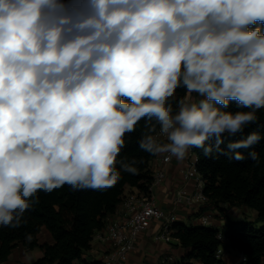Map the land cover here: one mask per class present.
<instances>
[{
    "label": "clouds",
    "instance_id": "obj_1",
    "mask_svg": "<svg viewBox=\"0 0 264 264\" xmlns=\"http://www.w3.org/2000/svg\"><path fill=\"white\" fill-rule=\"evenodd\" d=\"M261 109L264 0H0V226L39 192L135 174L117 158L141 120V150L184 160L223 154ZM260 139L229 142L231 159Z\"/></svg>",
    "mask_w": 264,
    "mask_h": 264
},
{
    "label": "trees",
    "instance_id": "obj_2",
    "mask_svg": "<svg viewBox=\"0 0 264 264\" xmlns=\"http://www.w3.org/2000/svg\"><path fill=\"white\" fill-rule=\"evenodd\" d=\"M185 95V89H177V98ZM226 111L236 112L240 109L233 101ZM258 119L234 136L225 134L221 147L224 153L213 152L205 156L202 149L191 148L198 157L196 167L202 175L205 185L204 193L209 198V205L226 214L229 207L246 206L257 211V218L251 220H231L220 230L217 227L203 225H186L177 222L173 237L187 250L180 260L173 264H220L217 258L221 246L237 248L245 254L243 264H262L264 256V109L257 112ZM151 123H155L152 121ZM146 121L141 120L136 131L125 135V147L118 156V161L135 160V174L123 171L119 163L117 169L121 179L113 186L94 190H73L70 186L54 190L51 193L39 192V202L24 214L26 223L19 227L0 226V262L6 261L12 251L20 244L29 249L40 248L43 256L30 264H100L90 262L85 253L91 248L96 231L102 230L110 215L114 214L122 202L127 186L137 187L148 194L153 181L150 163L156 155L139 148V141L146 131ZM159 127L157 125V133ZM256 132L260 141L249 149H239L244 159H231L227 144L241 140L248 134ZM208 143L214 144V139ZM255 151L259 161L252 160L248 153ZM46 227L53 236V243H39L38 234ZM222 235L224 239L219 236ZM31 236V240L27 237Z\"/></svg>",
    "mask_w": 264,
    "mask_h": 264
},
{
    "label": "crops",
    "instance_id": "obj_3",
    "mask_svg": "<svg viewBox=\"0 0 264 264\" xmlns=\"http://www.w3.org/2000/svg\"><path fill=\"white\" fill-rule=\"evenodd\" d=\"M199 99V97H197ZM161 142H166V139L159 137ZM163 154V153H162ZM162 154L156 155L150 163V169H155L160 165L159 158ZM195 155L191 149L184 160L175 158L170 164L166 166L167 178L164 182L154 187L152 195L158 206L165 210H175L178 215V222L185 223L187 219H194V225L224 227L228 222V218H237L239 220H255L257 218V211L249 209L248 207L237 206L229 207L223 203L220 206L226 208V214L222 213L218 208L213 205H202L193 203L192 205L184 203L177 205L175 202V193L177 189L184 186L182 179L179 176V168L188 160L190 155ZM189 192H193V184L190 182L186 185ZM132 191H137V187L127 186L124 194ZM124 196V195H123ZM121 208V203L117 210ZM207 214L210 217L209 224H202L200 217L202 214ZM118 217V213L112 214L108 217L107 221ZM160 223L155 222L152 226L143 233L140 237L135 251L130 255L129 259L124 264H173L181 259L187 252L179 241L173 237L172 241L167 243L162 239H156L160 231ZM100 231H96L91 243V248L85 253V258L90 262H99L104 258V254L109 248L110 244L103 242L99 239ZM39 243H53V236L46 227H42L38 234ZM240 251L231 246L224 247L223 259L229 263H233L239 255ZM43 256V251L40 248L29 249L25 245H18L11 253L9 258L0 262V264H30ZM264 264V256L262 258Z\"/></svg>",
    "mask_w": 264,
    "mask_h": 264
},
{
    "label": "built area",
    "instance_id": "obj_4",
    "mask_svg": "<svg viewBox=\"0 0 264 264\" xmlns=\"http://www.w3.org/2000/svg\"><path fill=\"white\" fill-rule=\"evenodd\" d=\"M163 138L166 139V137ZM169 156V153H163L159 158L160 165L152 169L153 181L149 185L148 194L138 188L137 191L124 194L121 208L115 212L118 213V217L108 220L106 226L100 230L99 239L110 244L100 264H124L135 251L140 237L155 222L160 223L161 226L156 239H162L167 243L172 241L178 215L175 210L169 211L158 206L152 195L154 187L167 178L166 166L176 158H169ZM197 160L198 157L191 154L179 168L178 173L184 186L176 191L175 202L177 205L184 203L190 205L193 203L209 204V198L204 193L205 181L196 167ZM190 182L194 187L193 192H189L186 188ZM200 220L202 224L210 223V217L205 213L201 215ZM219 237L224 239L222 235ZM223 255L224 246H221L217 253V258L222 259L220 264H243L247 260L246 255L240 253L236 261L229 263L223 259Z\"/></svg>",
    "mask_w": 264,
    "mask_h": 264
},
{
    "label": "rangeland",
    "instance_id": "obj_5",
    "mask_svg": "<svg viewBox=\"0 0 264 264\" xmlns=\"http://www.w3.org/2000/svg\"><path fill=\"white\" fill-rule=\"evenodd\" d=\"M193 96L194 97H196V94H193ZM196 99H198L197 97H196ZM178 190V189H177ZM176 194V193H175ZM239 207V206H238ZM243 207H246V206H243ZM233 208V207H232ZM201 218V217H200ZM195 219V218H194ZM194 219H192V220H190V219H187L186 221H185V224L186 225H188V226H190V225H194V224H196V223H194L193 221H194ZM231 220H239V219H237V218H232ZM218 229H220V230H222V227H218ZM237 255H239V253H237ZM236 261V260H235Z\"/></svg>",
    "mask_w": 264,
    "mask_h": 264
}]
</instances>
